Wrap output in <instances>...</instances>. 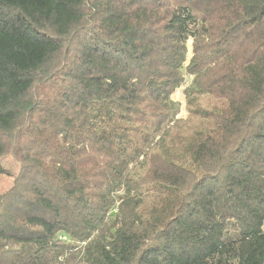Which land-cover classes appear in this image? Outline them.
Listing matches in <instances>:
<instances>
[{"label": "trees", "instance_id": "16d2710c", "mask_svg": "<svg viewBox=\"0 0 264 264\" xmlns=\"http://www.w3.org/2000/svg\"><path fill=\"white\" fill-rule=\"evenodd\" d=\"M7 156L0 264H264V0H0Z\"/></svg>", "mask_w": 264, "mask_h": 264}, {"label": "rangeland", "instance_id": "374dc122", "mask_svg": "<svg viewBox=\"0 0 264 264\" xmlns=\"http://www.w3.org/2000/svg\"><path fill=\"white\" fill-rule=\"evenodd\" d=\"M188 55H187V62L188 64L190 58L192 57V41H189L188 43ZM192 83V77L186 76L185 84L178 89L172 96V99L174 102H176L179 105L180 113L178 115V118L181 119H187L188 117V109L186 105V99H185V90L191 86ZM0 165L10 173V175H2L0 176V197L7 193L9 190H11L14 186L15 178L18 176L20 172V165L15 162L12 156H7L0 160ZM146 169V165H139L132 171V176L134 178H138L141 176ZM123 192H119L117 195H122ZM112 217V216H111Z\"/></svg>", "mask_w": 264, "mask_h": 264}]
</instances>
